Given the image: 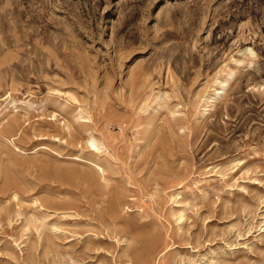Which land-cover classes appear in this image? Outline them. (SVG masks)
<instances>
[{"label":"rangeland","instance_id":"374dc122","mask_svg":"<svg viewBox=\"0 0 264 264\" xmlns=\"http://www.w3.org/2000/svg\"><path fill=\"white\" fill-rule=\"evenodd\" d=\"M0 264H264V0H0Z\"/></svg>","mask_w":264,"mask_h":264},{"label":"bare ground","instance_id":"6f19581e","mask_svg":"<svg viewBox=\"0 0 264 264\" xmlns=\"http://www.w3.org/2000/svg\"><path fill=\"white\" fill-rule=\"evenodd\" d=\"M247 49H250V50L253 51V48L250 47V46H248ZM253 53H254V52H253ZM227 81H228L227 79L221 81V83L223 84V86L225 85V82H227ZM218 93H220V92H218ZM218 93H217V94H218ZM96 140H97L96 137H95V136H92L91 141L93 142L94 145H96Z\"/></svg>","mask_w":264,"mask_h":264}]
</instances>
